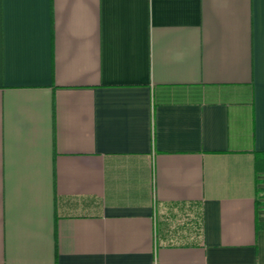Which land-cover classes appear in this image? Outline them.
<instances>
[{"label":"crops","instance_id":"obj_1","mask_svg":"<svg viewBox=\"0 0 264 264\" xmlns=\"http://www.w3.org/2000/svg\"><path fill=\"white\" fill-rule=\"evenodd\" d=\"M0 264H264V0H0Z\"/></svg>","mask_w":264,"mask_h":264}]
</instances>
